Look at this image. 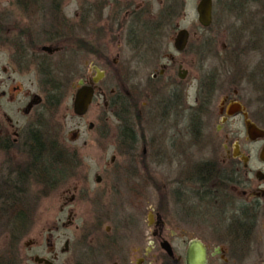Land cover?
<instances>
[{"label":"flooded vegetation","instance_id":"obj_1","mask_svg":"<svg viewBox=\"0 0 264 264\" xmlns=\"http://www.w3.org/2000/svg\"><path fill=\"white\" fill-rule=\"evenodd\" d=\"M70 1L16 0L13 4L20 6L15 9L20 16L13 17L11 12L4 15V24H0V70L5 81L13 82L15 75H31L38 80L39 90L32 92L17 84L5 88V81L0 83V156L5 161L28 157L34 140H50L41 130L40 119L60 102L66 86L75 93L73 109L78 91L83 87L93 89L87 111L75 115L96 120L88 122V129L96 132L100 143L110 137L119 143L130 140L138 145L142 142L138 127L143 122L165 127L171 119L179 123L186 141L182 92L193 83L183 64V51L191 40V30L183 27V0H158L157 8L154 0H77L80 6L74 10L69 8ZM226 1L230 0H212V21L208 26L200 23L197 11L201 33L211 29L218 19L216 7L226 6ZM256 4L259 6L255 14L247 12L246 31L250 36L243 43L245 55L264 45V0ZM183 29L189 31V40L184 50H178L176 38ZM209 40L215 41L211 36ZM262 53V71L254 74L260 86V120L252 116L251 100L244 99L243 90L237 86L242 79L238 81L232 65L242 56L214 57L221 66L196 79L193 95L185 94L188 104L184 113L189 115L195 131L203 136L204 124L215 122L217 134H222L224 152L219 165L210 159L183 169V264H187L186 254L193 240L206 248L205 264H264V135L252 137L248 129L253 123L264 130V49ZM143 61H153L148 79L163 82L151 83L147 89L135 85L130 90L127 84L140 78L139 64ZM176 76L182 79V89L175 83ZM4 100L22 103L16 111L19 116L5 109ZM110 115L117 124L109 121ZM193 146V141H187V145L185 142L183 153ZM142 172L105 171V176L96 173L98 183L103 179L108 182L94 191L87 183L71 187L62 208L68 220L62 221V226L74 224L77 233L66 238L59 249L60 253L70 254L63 264H178L171 241L164 237L166 221L154 208L145 219L149 231L142 233L147 240L141 256H135L140 251L138 218L125 217L127 222L119 219L124 225L120 229L114 217L116 222L103 229L104 220L111 214L100 208L107 203L106 198L120 201L122 191L127 190L134 198L143 199L140 194L144 196L148 183ZM76 202L94 204L100 213L77 224L75 220L81 212L69 207ZM116 203L111 202L112 206ZM11 205L10 174L0 171V206L7 213ZM23 219L26 224L25 214ZM90 220L94 223L86 225ZM60 227L54 226L56 230ZM53 238L50 232L46 239L52 255L40 249L41 241L30 238L24 248L10 247L0 253V264H56L60 258ZM166 241L173 255L163 248ZM158 246L166 254L153 253Z\"/></svg>","mask_w":264,"mask_h":264},{"label":"rangeland","instance_id":"obj_2","mask_svg":"<svg viewBox=\"0 0 264 264\" xmlns=\"http://www.w3.org/2000/svg\"><path fill=\"white\" fill-rule=\"evenodd\" d=\"M14 1L16 2V0H0L1 26L4 24L5 13L11 12L13 17L20 16V12L15 10L16 7L20 6L14 5ZM198 2L199 0H183V27L191 30V40L187 49L183 51V64L185 68L189 69V81L193 83L188 85L187 90H183L182 92V94L184 93L183 125L185 127L186 124L188 128L186 141L184 139L185 134H183L179 123L176 125V122L171 119V122H168L165 127H160V123H156V126L153 127V124L150 125L147 121L143 122V125L138 127V134H141L142 139V142H139L138 145L130 142V140L127 143H119L110 137L106 143H100L96 137V132L88 129V122L96 120L90 116L78 117L75 115L73 109L75 93L67 89L66 86L62 90L60 102L52 107V111L47 112L40 119V123L42 124L41 130L45 136L55 141L57 146L66 152L65 157L70 162L65 167V175L57 183L53 182V186L50 188L51 184L47 187L38 180L33 168L32 170L29 169L30 171L26 169L29 156H21L6 161L0 156V171L10 174L11 198L13 192L17 201L14 203L15 206H21L22 214H25L27 218L26 228L13 233L12 226L14 219L12 217V208L10 207L9 211L5 213V208L0 206L1 254L10 247L13 249L24 248V243L28 239L33 238L41 241L42 246L40 249L44 253L52 255L53 253L49 252L50 248L47 249L46 247V239L49 237V233L53 232L54 249L58 252L60 258L56 264H63L70 254L67 252L60 253L59 249L63 246L66 238L74 237L75 233H77L74 224L69 226L66 223V226H62V221L67 222L68 220L67 212H64L62 208L68 202L71 187L75 184L80 186L87 183L91 186L90 189L94 191L95 189L105 187L108 182L103 179L98 183L94 177L96 173L104 174L105 176V171H143V177L148 183L144 187V196L140 194V197L143 199L134 198L127 190L122 191V199L120 198V201L114 200L111 197L109 200L106 198L107 203H103L100 208L101 211H111V214L110 218L104 220L103 229L111 226L116 221L118 222H116L117 226L121 229L124 225H122V222H119V219L124 221L125 217L129 216L138 218L140 221L136 232L140 234L138 246L140 251L135 256H138V254L141 256L147 240L143 238L144 234L142 233L149 231L145 219L149 212H154L155 210L166 221L164 237L171 241L175 250L177 263L183 264V169L188 165L190 168H193L191 167L192 165L196 167V164L210 159L219 165L220 157H222V153L224 152L222 134H217L215 122L213 124H204L205 135L200 136L195 131L193 124H191L189 115L187 114L188 117H186V113H184L188 104L185 97L195 93L196 79L205 72L216 71V67L221 66L220 60L214 57L242 56L240 59H236L237 63H233L232 65L233 70L238 74V81L242 79L237 86L243 90L241 92L243 98L251 100L252 116L256 120L261 119L258 102L260 93L257 90L260 86L254 74L262 71L263 65L261 59L263 57L262 51L264 45L263 48L260 47L257 51L247 53V56L250 54L249 58L246 57L243 51V43L250 36V32L246 31V26L248 25L247 18L249 19L247 12L255 14V7L259 6L256 3L259 0H247L245 5L243 3L241 7L237 6V4L229 8L222 6V4L218 5L216 7L218 19H215L209 31H203L202 33L199 30ZM153 3L156 8L159 6L158 0H154ZM79 6L77 0L70 1L69 8L71 10ZM179 10L180 8L177 11L178 13ZM210 36L211 40H215L214 43L210 42V40L207 42ZM225 44L232 46H230L231 48L224 47ZM234 47L235 49H232ZM112 52L115 54V47ZM2 56L3 54H1ZM178 56L179 58L181 57L180 55ZM201 57L207 58L202 60ZM2 63L3 61H0V66ZM152 70L153 61H143L139 64L140 78L129 81L127 87L133 90V87L136 85L135 87L139 86L141 89H147L151 83L154 85V83L163 82L162 80L154 82L148 79ZM3 75L0 70V83L2 84L6 79ZM15 77L16 80H13V82L5 81L2 87L8 88L12 84H17L32 92L39 90L38 80L33 76L20 77L19 75H15ZM176 78L175 83L178 86L180 85L179 88L182 89V79L177 76ZM11 91L13 94L14 91ZM2 104L12 115L19 116L16 111L19 106L21 107L22 103L4 100ZM29 118H33V116ZM109 121L117 124L112 115H110ZM142 133H144L143 136ZM210 139L212 141L211 144H209ZM187 141H193V145L195 146L189 148L187 153H183V144L186 142L187 145ZM145 146L147 148L146 153H144ZM214 154L217 155L216 158ZM54 168L58 169L59 167L57 165ZM71 171L73 172L71 173ZM113 201L117 202L114 206L111 204ZM69 207L77 208L79 213L81 212L80 216H77L75 220V223L80 225L84 222V219L93 217L95 212L100 213L98 206H94L91 203L76 202L74 203V207ZM83 216L84 218L82 219ZM114 217H117L118 220L115 221ZM124 222L127 221L125 220ZM93 223L90 220L86 225ZM55 225H60V229L56 230L54 228ZM153 253L157 255L166 254L165 250L160 246ZM173 262L171 261V263Z\"/></svg>","mask_w":264,"mask_h":264},{"label":"trees","instance_id":"obj_3","mask_svg":"<svg viewBox=\"0 0 264 264\" xmlns=\"http://www.w3.org/2000/svg\"><path fill=\"white\" fill-rule=\"evenodd\" d=\"M230 0L229 2L226 1V8H229L235 4L241 7L245 0ZM255 1V0H254ZM243 5V6H244ZM29 162L26 166V169L35 170L38 180L49 187L53 185V182H58V180L65 175V167L68 166L67 163L70 161L65 157V151L58 147L55 141L48 140V139H39L34 140L32 144L29 146ZM62 166L60 167V165ZM58 165V169L54 168V166ZM29 170V171H30ZM61 170V171H60ZM11 208H12V217L14 219L13 222V233L19 232L18 230L22 231V226L25 225L23 214L21 211V206H15V195L12 192L11 198Z\"/></svg>","mask_w":264,"mask_h":264},{"label":"water","instance_id":"obj_4","mask_svg":"<svg viewBox=\"0 0 264 264\" xmlns=\"http://www.w3.org/2000/svg\"><path fill=\"white\" fill-rule=\"evenodd\" d=\"M197 11L199 14V21L202 25L208 26L212 21V0H201ZM189 40V31L187 29H183V31L179 32L176 38V47L178 50H184L187 46ZM83 83V80H81ZM93 98V89L89 87L81 88L76 96L74 111L75 113L82 115L84 114ZM233 113V111H230ZM249 133L252 137L254 136H262L264 135V130H261L256 125L249 124L248 125ZM163 248L168 252V254L173 255L174 251L171 244L166 241L163 243ZM207 260L206 248L204 245L197 241L193 240L187 250L186 254V262L187 264H205Z\"/></svg>","mask_w":264,"mask_h":264}]
</instances>
